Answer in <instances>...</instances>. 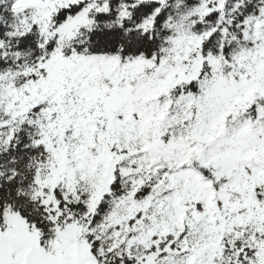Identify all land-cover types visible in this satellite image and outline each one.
<instances>
[{
    "label": "snow or ice",
    "instance_id": "obj_1",
    "mask_svg": "<svg viewBox=\"0 0 264 264\" xmlns=\"http://www.w3.org/2000/svg\"><path fill=\"white\" fill-rule=\"evenodd\" d=\"M0 264H264V0H0Z\"/></svg>",
    "mask_w": 264,
    "mask_h": 264
}]
</instances>
